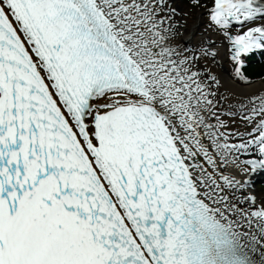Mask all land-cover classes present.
I'll use <instances>...</instances> for the list:
<instances>
[{"label": "snow or ice", "instance_id": "1", "mask_svg": "<svg viewBox=\"0 0 264 264\" xmlns=\"http://www.w3.org/2000/svg\"><path fill=\"white\" fill-rule=\"evenodd\" d=\"M258 52L264 0H0V264H264Z\"/></svg>", "mask_w": 264, "mask_h": 264}, {"label": "bare ground", "instance_id": "2", "mask_svg": "<svg viewBox=\"0 0 264 264\" xmlns=\"http://www.w3.org/2000/svg\"><path fill=\"white\" fill-rule=\"evenodd\" d=\"M222 54L225 56V59H226V48L224 49V52ZM225 66H227L226 63H225Z\"/></svg>", "mask_w": 264, "mask_h": 264}, {"label": "rangeland", "instance_id": "3", "mask_svg": "<svg viewBox=\"0 0 264 264\" xmlns=\"http://www.w3.org/2000/svg\"><path fill=\"white\" fill-rule=\"evenodd\" d=\"M206 1H207V0H206ZM204 20H207L206 12H205V15H204ZM189 23H191V21H189ZM221 39H223V38L221 37Z\"/></svg>", "mask_w": 264, "mask_h": 264}]
</instances>
